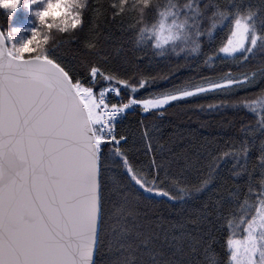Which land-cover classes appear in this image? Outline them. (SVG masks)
Instances as JSON below:
<instances>
[{
	"label": "snow or ice",
	"instance_id": "6c2138e0",
	"mask_svg": "<svg viewBox=\"0 0 264 264\" xmlns=\"http://www.w3.org/2000/svg\"><path fill=\"white\" fill-rule=\"evenodd\" d=\"M24 6L32 27L0 29V264H264V0Z\"/></svg>",
	"mask_w": 264,
	"mask_h": 264
},
{
	"label": "trees",
	"instance_id": "16d2710c",
	"mask_svg": "<svg viewBox=\"0 0 264 264\" xmlns=\"http://www.w3.org/2000/svg\"><path fill=\"white\" fill-rule=\"evenodd\" d=\"M96 2L107 7L109 3L111 2V0H96ZM90 15L91 14H89V19H90ZM15 17H16V10L11 15H9V10H6L0 7V28L4 30L13 28ZM46 31L48 32V35H49V41H48L47 46L51 47L53 45H56L59 48L60 52L65 54L66 58L69 60H71L73 56L78 57L77 50L79 49V46H80L79 42H80V39H82L83 37V33H80V32L75 33V36L77 38L73 39L72 37H73L74 30H71V29H69L67 32H63L60 30V28L54 27L52 29H46ZM216 35L217 37H219L223 35V33L222 31H218ZM69 41L71 42L69 43ZM181 55L183 56V54ZM173 62H175V60H173ZM183 62L184 61L181 59V63ZM234 65H235V61H232V60H226L223 63L215 60V58H213L212 60V68L216 73H220L221 71H227V68L229 66H234ZM197 71H201L202 74L204 75L210 74L208 68L203 67V66L201 67V69H198ZM187 75H190V73L186 70H182L181 72L176 74V77L183 78L184 76H187ZM171 82L172 81H161L159 84L154 85L153 88H166L168 84ZM150 91H152V89H143L137 95L139 97L148 98V93ZM240 95H243V92H241ZM208 100H211L210 96L204 97L200 101H197V102H206ZM221 115H223L224 119L227 120L228 118H231L232 111L229 110L226 114H216L214 115L213 119L220 120ZM137 119H139V115L137 112H129L127 117L124 119L122 126L134 128L135 121ZM201 119H207V116H201ZM177 123H179V126L181 128L195 129L197 128L198 122L196 121L195 116H193L192 120L190 121L187 119V117H185L184 119L177 121ZM210 132H211V135H221L222 134L217 129H215V127H213L212 129H199V133L204 136H208ZM190 178L195 179V174L193 173ZM241 203H243V201H241ZM246 211H247L246 208L238 207L237 214L243 215ZM227 234L228 233H226L224 230H220L218 232L220 239L217 242V250L221 256H224L225 254L224 252L225 238Z\"/></svg>",
	"mask_w": 264,
	"mask_h": 264
},
{
	"label": "rangeland",
	"instance_id": "374dc122",
	"mask_svg": "<svg viewBox=\"0 0 264 264\" xmlns=\"http://www.w3.org/2000/svg\"><path fill=\"white\" fill-rule=\"evenodd\" d=\"M26 2H29V0H22L21 6L16 9L13 27L26 29L33 26L35 16L31 7L24 6ZM46 29H43V31H46ZM22 35H26V33H22Z\"/></svg>",
	"mask_w": 264,
	"mask_h": 264
},
{
	"label": "clouds",
	"instance_id": "9594fccd",
	"mask_svg": "<svg viewBox=\"0 0 264 264\" xmlns=\"http://www.w3.org/2000/svg\"><path fill=\"white\" fill-rule=\"evenodd\" d=\"M28 2H26L25 4H27ZM54 11H55V9L53 8V7H50L47 11H46V13L45 14H48L49 12H52L53 14H54ZM12 13L11 12H9V15H11ZM61 23H62V21H61Z\"/></svg>",
	"mask_w": 264,
	"mask_h": 264
},
{
	"label": "water",
	"instance_id": "95a60500",
	"mask_svg": "<svg viewBox=\"0 0 264 264\" xmlns=\"http://www.w3.org/2000/svg\"><path fill=\"white\" fill-rule=\"evenodd\" d=\"M1 29V28H0Z\"/></svg>",
	"mask_w": 264,
	"mask_h": 264
}]
</instances>
